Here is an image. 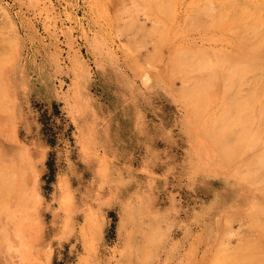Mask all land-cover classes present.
Instances as JSON below:
<instances>
[{
	"label": "rangeland",
	"instance_id": "rangeland-1",
	"mask_svg": "<svg viewBox=\"0 0 264 264\" xmlns=\"http://www.w3.org/2000/svg\"><path fill=\"white\" fill-rule=\"evenodd\" d=\"M263 29L264 0H0V264L264 247Z\"/></svg>",
	"mask_w": 264,
	"mask_h": 264
},
{
	"label": "bare ground",
	"instance_id": "bare-ground-1",
	"mask_svg": "<svg viewBox=\"0 0 264 264\" xmlns=\"http://www.w3.org/2000/svg\"><path fill=\"white\" fill-rule=\"evenodd\" d=\"M262 17V16H261ZM260 23V22H259ZM262 23V22H261ZM256 25H258V24H256ZM256 25H255V27L254 28H257L256 27ZM260 25V24H259ZM264 30V29H263ZM263 30H260V33H259V35H257V36H261L262 34H263ZM259 31V30H258ZM256 36V37H257ZM264 36V35H263ZM263 36H262V40H263ZM260 37H258L257 38V40L259 39ZM261 41V40H260ZM259 41V42H260ZM256 42H258V41H256ZM238 74V73H237ZM234 76H235V74H234ZM241 80H243V78L241 79ZM240 81V80H239ZM244 81H245V79H244ZM241 82H243V81H241ZM262 83V82H261ZM260 84V83H259ZM255 86V85H254ZM259 87V86H258ZM257 87V88H258ZM263 88V87H262ZM261 89V88H260ZM252 92V91H251ZM250 97V96H249ZM254 101H255V99H254ZM262 101V100H261ZM261 101H260V106H261ZM264 102V101H263ZM263 102H262V104H263ZM238 103V102H237ZM247 103V102H246ZM240 104V103H239ZM233 106V105H232ZM236 106V105H235ZM250 106L251 105H249L248 107L250 108ZM253 106V105H252ZM257 106V105H256ZM260 109H261V107H259ZM259 109V110H260ZM251 111V110H250ZM259 112H261V111H259ZM264 112V111H263ZM252 116V115H251ZM264 116L262 115V118L261 119H264L263 118ZM254 118V117H253ZM263 122H264V120H262ZM251 122H253V121H251ZM261 121H259V123H260ZM252 125V124H251ZM251 125H249V126H251ZM258 128V127H257ZM259 129V128H258ZM261 130H263V128L261 129ZM245 131V130H244ZM246 132H244L243 134H245ZM262 133V132H261ZM261 133L259 134V133H257L256 132V134L258 135V139H259V135H261ZM264 134V133H263ZM256 135V136H257ZM255 136V135H254ZM237 137V136H236ZM239 138V137H238ZM256 137H255V139H257ZM241 139V138H240ZM255 139H253V141H256ZM257 139V140H258ZM238 141V140H237ZM252 141V142H253ZM232 144V143H231ZM251 145V144H250ZM234 146V145H233ZM257 149V148H256ZM257 151H255V153H256ZM262 152V151H261ZM263 154V153H262ZM254 155V154H253ZM259 155H261L260 153H259ZM258 155V156H259ZM264 155V154H263ZM261 158H262V156H260ZM257 158H259V157H257ZM261 158H259V160L261 159ZM258 160V159H257ZM255 163H256V161H254ZM259 162H261V161H259ZM264 163V162H263ZM251 165V164H250ZM249 165V166H250ZM252 165H254V164H252ZM256 165V164H255ZM254 165V166H255ZM258 167H259V163H258ZM258 167H255V171L257 170L256 168H258ZM263 167V166H262ZM246 168V167H245ZM250 169H248V173L250 172L249 171ZM263 171V170H262ZM244 173V172H243ZM261 173V172H260ZM246 174V173H245ZM260 175V174H259ZM252 176V175H251ZM262 179H263V181H264V177L263 178H261V181H262ZM259 182H260V180H259ZM264 199V198H263ZM263 206V205H262ZM260 207V209H261V206H259ZM258 207V208H259ZM264 207V206H263ZM262 207V208H263ZM148 210V209H147ZM256 210V209H255ZM263 210V209H262ZM261 210V211H262ZM258 212L260 211V210H257ZM260 211V212H261ZM255 212V211H254ZM254 212H252V213H254ZM255 213H257V212H255ZM260 214V213H259ZM264 214V213H263ZM254 215V214H253ZM257 215V214H256ZM169 216H170V214H168V216L166 217L167 219L169 218ZM252 216V215H251ZM261 217V216H260ZM260 217H258V218H260ZM263 218H264V216H263ZM154 219V218H153ZM255 219H257V218H255ZM262 219V218H261ZM30 226V225H29ZM33 226V225H32ZM151 228H149V230H148V236H149V238H155L156 236H157V234H158V229H155L154 227H153V225L152 226H150ZM30 228V227H29ZM19 229V228H18ZM34 230H35V228H34ZM34 230L32 231V234H31V237H30V240H29V242H28V249H29V251L30 252H35V246L33 245V241H32V236H33V234H34ZM22 231V230H21ZM156 231V232H155ZM17 234V233H16ZM20 234V233H19ZM21 234H22V232H21ZM18 237L20 236V235H17ZM23 236V235H22ZM27 239V238H26ZM259 239H261V238H259ZM264 240V239H263ZM245 241V240H244ZM26 242H27V240H26ZM250 242V241H249ZM253 242V241H252ZM241 243H243L242 242V240H241ZM260 244V243H259ZM263 244V243H262ZM262 244H260V245H262ZM22 245V244H21ZM241 245V244H240ZM239 245V246H240ZM250 245V244H249ZM23 246V245H22ZM26 246V245H25ZM25 246H23V247H25ZM14 247V246H13ZM21 247V246H20ZM27 247V246H26ZM243 247V246H242ZM263 249H262V248ZM15 248V247H14ZM22 248V247H21ZM16 249V248H15ZM19 249V248H18ZM26 249V248H25ZM24 249V250H25ZM241 250V249H240ZM263 250H264V247L263 246H260L259 248H256L255 249V251H254V254H252V256H250V258L249 259H247V258H244V260H245V262H243L242 263V261H241V263L240 264H264L263 262L262 263H260V262H258L259 261V259H261V257H259L260 255H264V254H262V252H263ZM257 251V252H256ZM18 252V251H17ZM256 252V253H255ZM249 254V253H248ZM254 255V256H253ZM263 257V256H262Z\"/></svg>",
	"mask_w": 264,
	"mask_h": 264
},
{
	"label": "crops",
	"instance_id": "crops-1",
	"mask_svg": "<svg viewBox=\"0 0 264 264\" xmlns=\"http://www.w3.org/2000/svg\"><path fill=\"white\" fill-rule=\"evenodd\" d=\"M85 77V76H84ZM87 77V76H86ZM79 99H80V97H79ZM84 106V104L82 105V103L80 102V100H79V108L77 109V115L79 114L80 115V113H82V114H84V111H86L87 109H86V107L84 108L83 107ZM24 115H26V114H24ZM76 115V116H77ZM78 115V116H79ZM22 116L23 115H21L20 116V120H22L23 122H24V120L22 119ZM80 116H82V115H80ZM29 115H28V121H29ZM77 122H79L80 121V123H81V119H77L76 120ZM84 122V121H83ZM26 124V122H24V125ZM90 125V124H89ZM79 126H80V124H79ZM16 130H17V132L19 131L18 130V128H16ZM80 132V131H79ZM92 133V131H91V128H89L88 127V122H87V134H88V137L89 138H91V136H90V134ZM91 142H90V144L88 145V148L90 147V145H91V143H92V138H91V140H90ZM81 142H82V145H83V141L81 140ZM37 143V142H36ZM26 145H28L27 143H26ZM28 147H29V152H30V156H32V155H34V150H33V146L31 145V147L28 145ZM87 148V149H88ZM85 222H87V221H85ZM88 224V223H87ZM58 225V224H57ZM57 227V226H56ZM59 235H60V237L62 238V239H67V238H69V236H70V233L69 234H64V231L63 230H61L60 232H59ZM45 246V245H44ZM84 247H85V241H84ZM38 251V250H37Z\"/></svg>",
	"mask_w": 264,
	"mask_h": 264
}]
</instances>
